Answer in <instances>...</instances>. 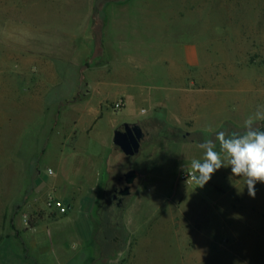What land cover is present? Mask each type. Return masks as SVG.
Returning a JSON list of instances; mask_svg holds the SVG:
<instances>
[{"label": "rangeland", "instance_id": "obj_1", "mask_svg": "<svg viewBox=\"0 0 264 264\" xmlns=\"http://www.w3.org/2000/svg\"><path fill=\"white\" fill-rule=\"evenodd\" d=\"M4 1L0 0L1 11ZM23 1L26 5L21 9L28 17L44 13L49 6L56 18L72 10L80 15L85 9L61 3L39 7L41 0ZM91 4L84 46L60 47L53 54L46 45L38 47L43 62L49 57L48 61L69 67L59 71L68 77L74 67L78 73L75 85H41L17 70L6 69L9 63L18 62L20 54L15 52L20 47H30H23L21 37L30 42L43 37L46 42L62 36L64 31L57 29L55 20L54 27L49 22L37 31L29 22L7 25L6 31L0 21V264H9L5 256L11 248H17L13 250L16 257L21 254L27 259V263L17 259L14 264H264V183L257 182L253 198L244 180L233 176L230 167H222L209 180L225 195L219 215L213 213L215 207L207 205L192 211L181 207L178 195L190 184L181 182L178 175L177 183L171 182L176 178L173 162L162 154L169 142L183 140V132L162 120L145 119L148 114L136 115L133 109L124 112L121 122L141 126L145 136L138 155L126 157L118 148L112 154L113 132L121 126L110 129L106 116L94 125L87 139L90 145L94 141L88 154L109 156L111 169L88 216L93 225L90 240L84 242L86 236L73 229L76 219L45 208L47 195L42 190L57 176L59 159L67 165L69 177L79 178L75 166L81 165L86 154L67 149L62 155L47 143L71 136L84 99L93 96L119 124V45L114 40L103 42L111 9L141 17L136 25L139 35L144 34L135 39L154 40V58L159 62L164 47H171L167 56L173 62L181 59L187 45L197 47L203 67L196 74L197 86L208 85L209 73L215 93L223 95L226 90L230 109L239 113L234 123L228 122L220 131L242 132L244 121L258 105H264V0H91ZM148 72L153 77L159 73ZM28 73L32 76L33 71ZM173 73L179 76L180 71L173 68ZM255 123L264 130V120ZM214 135H190L185 140L205 141ZM179 147L174 144V154L187 149L193 158L203 156V150L193 144ZM52 169L54 175L48 173ZM129 169H134L138 178L118 208L109 193L116 177ZM155 175L165 179L168 197L156 196L159 184L153 182ZM201 189L199 193L204 195ZM205 198L210 204V197ZM19 240L27 249L20 248Z\"/></svg>", "mask_w": 264, "mask_h": 264}, {"label": "crops", "instance_id": "obj_2", "mask_svg": "<svg viewBox=\"0 0 264 264\" xmlns=\"http://www.w3.org/2000/svg\"><path fill=\"white\" fill-rule=\"evenodd\" d=\"M53 3H61L67 7L71 5L74 7H85V9L82 11L83 14L80 15L76 14L75 10H72L73 13L68 14L65 12L56 18L54 10L49 6L48 8L46 7L47 9L44 10V13L39 12V14L36 13L35 15L31 13V16L28 17L21 9L26 5L25 1H4L3 9L2 11L0 10V21L3 23V28H6V31L9 29L8 26H13L14 23L18 22H29L33 31H37L41 26L48 27L49 22L54 27V20L57 29L61 28L64 31L62 36L56 35V40L52 41L53 38L51 40L47 38L45 42L44 40L42 41L43 37H39L40 39L31 41L33 44L30 41H26L24 37H21L23 39L22 43H24L23 47H29L30 44V47L34 49H29V47L21 50L20 47L15 52L20 54L18 62H14V65L9 63L6 69L9 71L17 70L16 72L24 76L25 79L29 78L33 82H40L41 85H75L78 73L74 70V67L71 68L73 72H71L69 77L65 72H59L70 68L60 64L57 65L53 61H48L49 57H46V61L43 62L45 57L38 56V53L42 52L38 47L39 45L42 47L46 45L45 47L50 49L48 51L50 54L58 53V48L60 47H81L83 45V34L84 32L85 34L87 33V23L91 12L90 6L92 5L91 0L87 2L83 0H41L37 5L44 7V5ZM110 11L111 13H108L106 17L109 27L107 33L103 36V42L109 43L114 40L119 45V101L123 103V106L119 110V124L113 113L108 111L105 105H101L100 101L97 102V99L89 96L83 101L85 104L80 108V116L73 125L75 129L70 133L71 136L54 139L47 143L48 146H53L62 155L67 149L74 152L82 151L86 154L82 156L81 160L83 161L80 162L81 165L79 164L77 168L75 166V171L77 169V174L79 175L78 179L69 177L70 173L65 170L67 165L65 166L64 160L61 158L58 161L57 176L53 180H48L42 190L46 195L60 199L69 207L66 216L80 221L79 223L75 222L73 229H78V231L86 236L83 238L84 242L90 240L92 235L91 228H93V225L89 221L88 216L93 213L94 203L98 198L101 184L104 180H108L111 172L109 168V156L88 154L90 146L93 148L94 143L92 140V145L88 144L89 140L87 139L89 138V134L92 132L94 125L100 122L104 116L107 117L110 129H114L117 125H123L121 119L126 117L124 112L127 109H133L136 115L148 114L145 119L162 120L172 129L182 131L188 137L190 135L215 134L223 126L227 125L228 122L234 123L236 116L239 114L237 111L230 109L226 90L222 91L223 95L215 93V88L210 83L211 77L209 73L207 74L208 85L203 83V85L197 86L196 74L203 67H201L196 46L187 45L182 51L183 55L181 59L175 62L167 56L172 53L171 47L169 46L168 49L164 47L162 49L163 57L161 54L159 62V58L158 61L154 58V51L157 46L154 40L139 42L135 39V37L139 39L144 34L139 35V27L136 25L137 21L140 22L141 17L121 15L118 9H111ZM144 21L143 19L142 22ZM115 27L119 29V33ZM154 33L152 32L151 34ZM11 35L13 37L16 36L14 33ZM29 36L27 35L26 38L28 39ZM8 37L10 38V36ZM6 46L8 47V44L5 45V48ZM173 68L180 71L179 76L173 73ZM44 70H50L51 72L45 73ZM145 70L147 71L142 74L141 71ZM149 70H158L159 73L153 77L148 72ZM207 70L211 69L207 67ZM29 71H33L32 76H28ZM174 144L180 145V149L182 148V144H193L200 148V143L195 138L190 140L183 138L180 141H171L165 147L162 158L173 162V171L176 174V178L171 182L177 183L178 171L180 169H190V164L193 160L202 161L204 150L200 148L203 150V156L193 158L187 152V149L182 153L174 154ZM115 148L112 145L109 149L113 150V155H115ZM162 158L160 164L164 162ZM51 171L52 174L50 175H54L53 169ZM105 177L106 179H104ZM153 178V182L159 184L155 189L156 196L161 198L168 197V186L164 184L166 182L165 179L162 176L157 177V175ZM209 183L208 181L205 184L203 192L205 191V196L208 195V198L210 197V204H207L208 201L205 196L199 193L201 188L195 186L194 182L186 186L183 193L178 195L179 201L182 204L181 207L192 211V209L198 208V205H207L211 208L215 207V212H212L219 215V204L222 203L225 195L224 193L217 192ZM205 187L210 189L204 190ZM18 243L20 248H26L27 246L21 240ZM13 244V246H16V243L13 242ZM9 245L12 246V244ZM33 245L37 246L38 244ZM30 246L32 245L30 244ZM15 249H10L11 253L6 254L5 261L9 264H14L18 259L20 263L22 261L23 263H27V259L24 256L22 257L21 254H18L19 257L13 254V250L15 251Z\"/></svg>", "mask_w": 264, "mask_h": 264}, {"label": "clouds", "instance_id": "obj_3", "mask_svg": "<svg viewBox=\"0 0 264 264\" xmlns=\"http://www.w3.org/2000/svg\"><path fill=\"white\" fill-rule=\"evenodd\" d=\"M260 120H264V105L244 121L242 132L218 131L213 139L200 143L204 158L190 164L191 179L198 187L203 188L220 168L230 167L233 176L244 180L249 196L255 197V185L264 183V130L255 123Z\"/></svg>", "mask_w": 264, "mask_h": 264}, {"label": "water", "instance_id": "obj_4", "mask_svg": "<svg viewBox=\"0 0 264 264\" xmlns=\"http://www.w3.org/2000/svg\"><path fill=\"white\" fill-rule=\"evenodd\" d=\"M144 132L141 126L137 123H125L121 128L113 132L112 143L126 157H134L139 154L141 142L144 139ZM186 138V135L183 136ZM124 187L118 192L119 198L116 206L122 207L125 198L129 197L133 185L135 184L138 174L134 169H129L123 173Z\"/></svg>", "mask_w": 264, "mask_h": 264}, {"label": "built area", "instance_id": "obj_5", "mask_svg": "<svg viewBox=\"0 0 264 264\" xmlns=\"http://www.w3.org/2000/svg\"><path fill=\"white\" fill-rule=\"evenodd\" d=\"M123 106V103L119 102V110ZM48 173H52L51 170H48ZM191 169H181L178 172V179L186 184H192L195 181L191 179ZM44 206L47 210L50 212H53L56 215H66L69 211V207L63 203V201L54 198L51 195H47V197L44 200Z\"/></svg>", "mask_w": 264, "mask_h": 264}, {"label": "flooded vegetation", "instance_id": "obj_6", "mask_svg": "<svg viewBox=\"0 0 264 264\" xmlns=\"http://www.w3.org/2000/svg\"><path fill=\"white\" fill-rule=\"evenodd\" d=\"M123 187H124V178H123V174H121L120 176L118 175L116 177L115 184L113 185V187L109 193L110 199L113 201H116V204H117V201L119 198L118 192Z\"/></svg>", "mask_w": 264, "mask_h": 264}, {"label": "trees", "instance_id": "obj_7", "mask_svg": "<svg viewBox=\"0 0 264 264\" xmlns=\"http://www.w3.org/2000/svg\"><path fill=\"white\" fill-rule=\"evenodd\" d=\"M185 134L183 133L182 137L184 136ZM187 137V136H186ZM198 140L199 143H202L203 141L199 138H196Z\"/></svg>", "mask_w": 264, "mask_h": 264}]
</instances>
